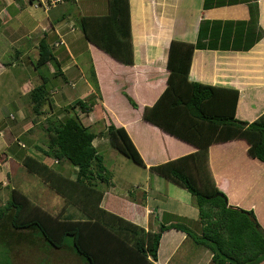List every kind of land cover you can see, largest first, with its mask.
<instances>
[{
  "label": "crops",
  "instance_id": "0c3cea01",
  "mask_svg": "<svg viewBox=\"0 0 264 264\" xmlns=\"http://www.w3.org/2000/svg\"><path fill=\"white\" fill-rule=\"evenodd\" d=\"M110 1L72 0L46 13L35 6L34 0H0V83L4 87L16 85L22 96L20 102L33 109L29 93L42 84V77H48L52 116L94 94L97 103L93 111L80 117L96 133L93 144L104 157V166L110 173L108 183L103 182L101 189L104 193L101 207L147 232L155 233L162 225L179 223L187 226L194 237L201 236L203 226L195 198L187 189L153 172V167L198 150L147 122L144 111L167 88L172 41L197 44L201 39L204 47L193 52L190 80L239 91L237 120L252 123L261 117L264 114V0H129L132 65L105 53L87 41L82 32L81 19L107 15ZM255 14L257 24L252 22ZM62 40L66 45L54 46ZM43 41L49 45L58 68L53 63L37 66ZM19 106L11 107L8 114L9 119L13 114L15 121L16 114H22L16 125L19 130L16 126L7 127L0 110V193L8 188L11 194L15 188L22 191L13 177L15 165L28 171L23 165L26 156L51 166V158L43 152L46 149L34 136V129L41 122L30 119L26 110L17 111ZM112 124L128 132L144 161L145 166H139L142 171L122 169L115 175L113 170H108L107 162L116 154L106 135ZM20 131L28 143L17 142L20 135L15 134ZM16 145L19 153L27 150L18 160L12 152ZM248 149L249 144L243 139L214 143L209 147V165L215 184L227 195L230 205L254 210L264 229V162L250 157ZM103 152L108 153V160ZM70 170L65 166L58 172L74 179V168ZM22 192L52 214L59 213L65 205L63 199L62 206L48 208L41 203L40 193L35 200L36 197ZM3 203L0 197V205ZM9 212L8 221L15 210ZM20 236L25 239L0 245V264L76 263L67 262L59 255L60 258L59 251H52L54 248L47 246L38 233L24 230ZM29 236L34 239L27 240ZM213 256L210 249L198 244L187 232L170 229L162 234L156 264H212Z\"/></svg>",
  "mask_w": 264,
  "mask_h": 264
},
{
  "label": "trees",
  "instance_id": "16d2710c",
  "mask_svg": "<svg viewBox=\"0 0 264 264\" xmlns=\"http://www.w3.org/2000/svg\"><path fill=\"white\" fill-rule=\"evenodd\" d=\"M257 20V14L253 15L252 22L257 24ZM80 26L87 41L119 62L133 64L129 0H111L107 15L83 17ZM198 47H204L201 39L197 44L172 41L167 88L153 106L145 109L144 119L198 150L153 167V172L192 194L200 212L201 236L194 237L187 226L179 223L162 225L155 233L147 232L101 207L104 193L98 183H108L110 177L104 157L93 144L97 135L80 117L93 111L97 103L94 94L63 109L67 114L64 120H47L49 141L44 155L58 160V166L60 162L69 163L76 174L74 179L32 156L23 160L30 173L64 199L63 209L52 214L15 188L8 205L0 210V223H5L4 216L13 208L10 223L16 230L38 233L57 250H64L66 238L72 237V252L86 264H156L162 234L170 229L187 232L198 244L210 249L214 254L212 264L263 263L264 229L254 210L230 205L227 195L215 184L209 147L243 139L249 144V156L264 162V114L252 123L239 121L236 119L239 91L190 80L192 56ZM49 63L58 68L49 45L43 41L37 66ZM92 78L98 88L95 74ZM42 79V84L29 93L37 115L42 114L50 99L49 78ZM106 135L114 150L136 165L145 166L125 128L112 124ZM69 206L79 209L84 217L66 218Z\"/></svg>",
  "mask_w": 264,
  "mask_h": 264
},
{
  "label": "rangeland",
  "instance_id": "374dc122",
  "mask_svg": "<svg viewBox=\"0 0 264 264\" xmlns=\"http://www.w3.org/2000/svg\"><path fill=\"white\" fill-rule=\"evenodd\" d=\"M62 43L63 44H61V45H66L65 41H63V40H62ZM61 45H59V46H61ZM59 46H57V47H59ZM13 72L15 73V75L18 74L17 70H15V69H14ZM7 77H5V78H7ZM3 87L4 86H2V84L0 83V110L3 113V118H5V120H6L7 127L13 126V128H14V126H16L17 124H19V119L22 117V114H20V113H17L16 114V116H17L16 117L17 118L16 121L15 120L11 121L9 119V115L8 114H9V112L11 110L10 109L11 107H13L15 109L16 106H17V104L19 106V103L18 102L22 101V96H21V93L19 92V88L16 87V85H14L13 83H12V85L10 87H4V88ZM49 95L52 96V93L50 92ZM25 96H28V95L26 94ZM14 99L17 100L16 101V104L13 103V100ZM20 103H21V106H19L17 108L18 109L17 111L24 112V110H26V112H27L26 114L29 115V118L30 119H36L37 122H41L34 129L35 130L34 136L40 139L39 142H38L39 145L42 146V148L47 149V143L49 141V134L47 132L49 123H48L47 120H49V119H55L57 117L56 119H59L61 121V120H64L66 118L67 114L65 112L60 111L59 113L58 112L56 113V116L55 115L52 116L53 112L50 109L49 103H47L44 106V108H43L42 114L41 115H37L34 112L33 109H29L28 107L23 106V104H24L23 102H20ZM63 113H65V114H63ZM58 116H60L61 119L58 118ZM46 117H49V118H46ZM15 128H16V130H19V127L18 126H16ZM90 130L92 131L91 128H90ZM21 132H23V131H20V132H18V133L15 134V136H19L20 135V137H18L19 139L17 140V142L21 141L22 143L23 142L24 143L25 142L28 143L26 141V138L27 137H25L24 134L21 135ZM34 139L36 140V138H34ZM26 151L27 150H24L21 153H19V149H18V146L17 145H16V147L14 146V148L12 149V152H13L16 160H18L19 158H21L22 155H25L26 154ZM112 151H113V153H116V154H115L114 158L113 159H110V160H108V158H109L108 153H105V152L102 153L103 155L106 156V158L108 160V162H107L108 163V170H110V172H111V170H113L112 174H115L116 175V174H118V172L121 173V170L122 169H124V170H131V169L134 168L137 171H139V170L142 171L139 168V166H137L135 163H133L128 158H126L125 156H123L119 152H116L115 150H112ZM53 160L54 159L51 158L50 161H49V163L51 164V167H55L54 169L56 171L61 172L62 169H63V167H65V166L66 167H69V171H71L70 169H72V166L69 163H67L66 161H64L60 166H56L54 164V161ZM15 166L17 168L15 167L16 170L14 171L13 180L15 179L16 181H18L19 188L22 191H24L27 194H29L33 199L36 196H39V193H40V195L42 197H40L39 199L41 200V203L45 207H48V208L51 207L52 208L53 205H56L57 207H59L60 205L61 206L63 205L62 204L63 198L61 196H59L57 193H55L53 191V189H50L43 182H41L40 179L34 177L31 173H29L25 169H21L19 167V165H15ZM63 173H65V172H63ZM109 177H110V173H109ZM26 178H29L30 180H26ZM98 185H99V189H102L103 182H99ZM11 195L12 194L10 192V188H8L5 191H2V193H0V197L4 201V203L0 205V209L1 208L3 209L6 206V204L8 203L7 202V199H9V197L11 198ZM37 198L38 197H36L35 200H37ZM263 211H264V209H263ZM10 213L12 214V211L8 213L9 216H11ZM65 217L66 218L80 219V218H83L84 217V214L79 209H77L76 207L70 206L67 209V212L65 214ZM7 218L10 219V217H8L6 215L4 222L11 224L10 221L7 220ZM20 238H21L20 232L18 230H16L12 226V224H11L10 227H5V226H2V225L0 226V245L7 244V243H16L19 240H24L23 237H22V239H20ZM33 239H34V236L28 237V240H33ZM72 245H73V238L72 237H67L66 238V243H65V247H64L65 249L64 250L53 249L52 251H57V253L59 251L58 256L61 255L62 256V259H63V257H65L64 260H66L67 262H68V260H70L71 262L75 261L76 262L75 264H83V263H81V260H80L82 258L79 259L78 256H72V254H71V252L73 251L72 250ZM47 246H49V245L47 244ZM181 255H183V254L181 253ZM49 258H51V256Z\"/></svg>",
  "mask_w": 264,
  "mask_h": 264
},
{
  "label": "built area",
  "instance_id": "2783aa9c",
  "mask_svg": "<svg viewBox=\"0 0 264 264\" xmlns=\"http://www.w3.org/2000/svg\"><path fill=\"white\" fill-rule=\"evenodd\" d=\"M66 0H34V4L37 7L42 8L46 13L52 11L53 9H56L60 7L61 5L65 4ZM55 47L63 44L62 41H59V43H55ZM11 120H15V116L13 114L10 115ZM24 147V145H22ZM55 163L58 164L59 161L55 159Z\"/></svg>",
  "mask_w": 264,
  "mask_h": 264
}]
</instances>
